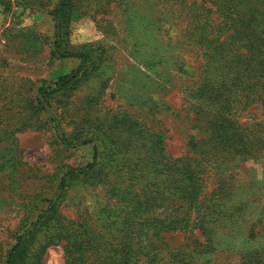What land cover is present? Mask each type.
Here are the masks:
<instances>
[{
	"label": "rangeland",
	"instance_id": "rangeland-1",
	"mask_svg": "<svg viewBox=\"0 0 264 264\" xmlns=\"http://www.w3.org/2000/svg\"><path fill=\"white\" fill-rule=\"evenodd\" d=\"M56 1L0 0V264L13 235L55 198L66 169L93 162L94 145L95 169L68 179L57 205V214L87 236L83 264H104L138 204L135 228L152 219L178 222L180 235L209 239L208 264H236L261 249L264 114L261 67L253 60H261V0H74L64 47L88 58L76 82L47 94L80 63L51 57L48 11ZM252 10L248 29L257 28L250 34L238 16ZM228 61L248 74L235 78ZM226 77L235 78L227 89L231 114L249 141L242 156L211 152L210 137L198 128L201 112L218 109L203 107L198 89L216 91ZM41 86L47 96L38 110ZM124 116L138 128L114 126ZM61 137L91 142L67 148ZM182 166L198 172V205L181 196ZM179 233L171 247L187 241ZM63 245L47 246L39 264H65Z\"/></svg>",
	"mask_w": 264,
	"mask_h": 264
},
{
	"label": "trees",
	"instance_id": "trees-1",
	"mask_svg": "<svg viewBox=\"0 0 264 264\" xmlns=\"http://www.w3.org/2000/svg\"><path fill=\"white\" fill-rule=\"evenodd\" d=\"M74 0H57L52 8L49 9L48 14L51 16L54 23L53 33V45L51 51V57H57L61 59L75 58L80 61L78 67L73 72L64 76L58 77L55 82L51 85L50 93H57L66 90L70 87L78 75L80 74L85 61L88 56L83 53H73L65 49L64 44L68 35L67 28L71 18L73 10ZM252 13V14H251ZM245 11L244 14H240L238 17L247 21L245 23V31H250V34L254 33V27L248 29L251 20H254V11ZM244 24V23H242ZM257 28V27H256ZM242 26L235 33L240 36L244 34ZM261 60L253 59L255 67H261V110L264 114V0H261ZM247 45L252 46V42L247 41ZM256 53L258 47H255ZM235 58L241 57L243 60H250V57L237 53ZM227 70H235V78H240L243 71H240V66L228 61ZM244 66V63H242ZM253 67V68H255ZM245 73L244 75H247ZM231 79H224L225 83L221 85L216 91L210 86L201 85L196 93V97L206 101V106L209 108L210 105L218 106L217 111L210 113L201 112L199 130L207 133L211 139V147L208 150L212 151H224L231 153L232 155L242 156L246 154V142H249L244 136V129L239 123L233 118L231 114L230 102L228 100V90L231 84ZM224 82V81H223ZM210 85V84H209ZM44 86L38 89L37 95V108L43 110L46 102V96ZM115 119V118H114ZM113 119V120H114ZM140 124L133 121L132 119L124 116L121 119L114 120V126H120L126 129L136 130ZM152 138V137H150ZM148 141V140H147ZM155 140L149 141L154 144ZM60 142L67 148H75L79 145H87L91 141L84 140L81 143H71L64 137L60 138ZM95 141H93L94 143ZM158 143V142H156ZM94 145V159L93 162L83 168H67L62 174L59 181V188L55 198L47 200L46 208L38 215L36 221L18 233L14 234V244L6 253V264H39L44 250L47 246L54 243H63L65 252V264H83L84 256L86 254L87 236L86 234L79 233L74 229V224L69 223L62 219L57 214V205L59 198L65 187V183L68 179L84 176L95 169V161L97 157V149ZM209 153V152H208ZM241 154V155H240ZM174 168H178L175 167ZM184 176L183 181L186 183L181 194L182 198L187 200L190 199V204L195 202V198L198 195L200 184L198 182V172L196 169L190 166H182ZM188 202V201H187ZM142 209V204H138L135 209L136 212ZM136 212L129 213L125 218V226H123V232L121 240L118 246L108 254L105 258L104 264H208L207 254L211 253L209 246V239H203L202 243H199L197 238H193L191 235H185L181 231H185L184 227L178 226V222L171 221V219H152L153 224L148 225L142 223L139 228H135L136 221L133 217H138ZM149 220H147L148 222ZM137 225V224H136ZM43 233L44 244L37 250V253L30 258V252L32 251L33 242L37 240V234ZM182 237V240L186 241L183 245L171 247L172 240L178 235ZM263 231L261 230V235ZM176 234V235H175ZM201 237H208L206 231L201 232ZM187 247L186 249H184ZM206 255V257H205ZM236 264H264V246L259 250L252 251L241 255L239 261Z\"/></svg>",
	"mask_w": 264,
	"mask_h": 264
}]
</instances>
